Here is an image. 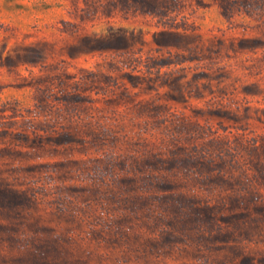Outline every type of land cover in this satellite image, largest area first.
<instances>
[{"label":"rangeland","instance_id":"rangeland-1","mask_svg":"<svg viewBox=\"0 0 264 264\" xmlns=\"http://www.w3.org/2000/svg\"><path fill=\"white\" fill-rule=\"evenodd\" d=\"M0 264H264V0H0Z\"/></svg>","mask_w":264,"mask_h":264}]
</instances>
